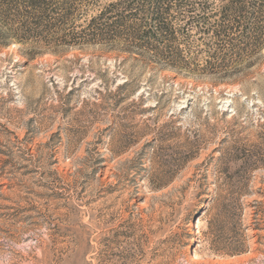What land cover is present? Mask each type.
<instances>
[{
  "label": "rangeland",
  "instance_id": "rangeland-1",
  "mask_svg": "<svg viewBox=\"0 0 264 264\" xmlns=\"http://www.w3.org/2000/svg\"><path fill=\"white\" fill-rule=\"evenodd\" d=\"M89 1L66 29L116 0ZM21 6L0 0V264H264V46L211 73L197 40L179 69Z\"/></svg>",
  "mask_w": 264,
  "mask_h": 264
},
{
  "label": "trees",
  "instance_id": "trees-1",
  "mask_svg": "<svg viewBox=\"0 0 264 264\" xmlns=\"http://www.w3.org/2000/svg\"><path fill=\"white\" fill-rule=\"evenodd\" d=\"M86 1L90 2L63 0L53 23L43 19L53 15V0H21V7L28 18H38L44 24L41 27L56 32L55 40L70 44L122 42L148 54L153 63L179 69L189 70L192 63L184 54L194 53L192 46L197 40L204 46L198 50L208 53L201 68L207 66L211 73L231 70L264 46V0H222L216 10H211L208 0H116L91 17L87 29L77 31L74 25L66 29L77 10L74 4ZM194 30L199 37L194 38Z\"/></svg>",
  "mask_w": 264,
  "mask_h": 264
}]
</instances>
